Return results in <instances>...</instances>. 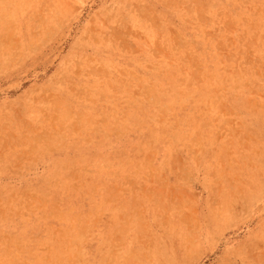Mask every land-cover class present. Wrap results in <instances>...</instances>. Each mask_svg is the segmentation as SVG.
I'll use <instances>...</instances> for the list:
<instances>
[{
  "label": "rangeland",
  "instance_id": "obj_1",
  "mask_svg": "<svg viewBox=\"0 0 264 264\" xmlns=\"http://www.w3.org/2000/svg\"><path fill=\"white\" fill-rule=\"evenodd\" d=\"M0 264H264V0H0Z\"/></svg>",
  "mask_w": 264,
  "mask_h": 264
}]
</instances>
